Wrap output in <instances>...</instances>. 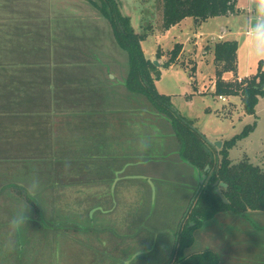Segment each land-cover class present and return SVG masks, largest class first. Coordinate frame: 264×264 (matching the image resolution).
I'll return each mask as SVG.
<instances>
[{"label": "crops", "instance_id": "crops-1", "mask_svg": "<svg viewBox=\"0 0 264 264\" xmlns=\"http://www.w3.org/2000/svg\"><path fill=\"white\" fill-rule=\"evenodd\" d=\"M108 22L90 0H23L20 8L0 9V162L4 167L0 192L13 188L24 192L20 184L36 176L41 184L39 193L50 197L80 194V207L86 209L89 222L101 214L115 215L122 202L127 210L130 204L134 207V194L145 195L146 206L152 208L161 195L166 201L176 200L180 211L174 226L178 228L198 190L199 175L181 158L169 120L145 97L128 90V54L122 57L115 36L116 44L104 49L106 32L113 35ZM183 51L184 46L176 63L187 67ZM239 53L240 47L237 58ZM191 67H196L194 60ZM233 76H239V65L223 78ZM212 85L216 87V77ZM4 162L17 164L14 169ZM169 163L182 172L175 176L178 189L166 188L163 183L162 167ZM14 176L16 179H10ZM33 203L38 204L36 200ZM45 203L48 208H59L56 200ZM128 213L119 215L126 216L127 230L134 222L133 214L128 220ZM220 214L214 219L225 215L228 226L237 218L239 229L229 234L226 228L222 233L213 223L207 249L215 251L222 264L251 263L253 256L246 252L254 251L256 237L260 264H264V212L234 214L237 217L230 212ZM31 220L21 231L26 241L57 240L56 233L40 232L42 224ZM82 229V233L92 230ZM144 233L152 232L142 229L129 236L143 239L132 255L163 251L157 246L160 232L148 237ZM0 237L12 241L17 233L6 231Z\"/></svg>", "mask_w": 264, "mask_h": 264}, {"label": "rangeland", "instance_id": "rangeland-1", "mask_svg": "<svg viewBox=\"0 0 264 264\" xmlns=\"http://www.w3.org/2000/svg\"><path fill=\"white\" fill-rule=\"evenodd\" d=\"M118 1L121 12L131 18L134 31L139 34H147L142 42L145 55L153 62L158 61V67L162 71L161 78L156 81L158 92L171 96L174 109L187 120L192 121L193 126L212 143H224L231 140L241 134L247 126L256 124L255 129L247 137L239 140L230 151V158L234 163H237L248 157L253 164L264 168V97L259 99L255 113L250 114L245 111L240 96H226L227 102H223L218 95H214L215 87L212 85L217 75L214 53L217 42L228 40L238 42L240 53L237 58V66L239 65V76L242 78L253 76L260 65V61L258 62L251 55L249 44L243 39L241 31V27L249 17V8L245 0L237 1L235 7L237 12L231 15L211 17L201 24L196 23L194 18L188 17L168 30L163 27L161 0ZM22 3L23 0H0V9L20 8ZM113 36L114 33L112 35L106 32L105 50L116 44ZM177 43L183 44V55L189 64L186 67L182 62H177L168 67H161L168 57L165 55L158 59L156 57L158 50L161 48L167 54ZM119 51L122 57L128 54L123 49H119ZM193 60L196 65L194 70L191 67ZM261 61L263 65L264 60ZM169 148L170 151L174 149L173 144ZM3 164H9V167L14 166L15 169L17 163L4 162ZM1 165L0 162V172L4 168H1ZM176 169L178 167L175 168L173 163L162 167L165 174L163 183L166 188L178 189L179 182L175 176L182 172L179 173ZM10 179H16V176ZM174 196L176 197V195ZM32 199L41 206L30 202L26 193L17 188L0 192V234L6 231L10 232L9 220L22 204H27L28 217L35 220L36 223L42 224L39 231L56 233L57 240H37L34 244L33 241L25 240L24 232H19L16 240H0V250L3 251L0 252V264H160L167 259V251L168 255L171 254L175 243V234L178 228H175L174 221L180 210L176 200L175 202L168 199L166 201L161 195L155 200L156 204L154 203L153 206H155L152 208L146 206L145 195L134 194V207L131 208L130 204V208L127 210L122 202L115 211V215L106 217L101 214L99 218L90 219V222L86 218V209L82 210L80 207V194L60 193L55 197H50L48 193L42 192ZM51 200H56L57 207H59L57 210L47 207L45 201ZM127 211L130 212L128 220L132 214L134 220L129 230H127L126 216L123 217ZM234 214L233 216H236ZM117 215L123 216L116 217ZM224 216H221L223 219L215 220L216 218H213L206 221L200 229L196 230L194 233L195 243L187 250V253H197L209 247V234L212 231L213 223L217 224L216 229L222 233L226 231V228H228L229 234H233V231L237 233L239 229L236 223L237 218H234L226 226L228 221ZM97 220H99L98 224ZM60 221L62 223L58 224L57 222ZM30 222L32 220L27 221V224ZM250 224L256 226L253 222ZM86 227L92 230L82 233L84 230L82 228ZM25 228L28 227L25 226L23 229ZM142 229L152 232L144 233L147 237L157 231L160 232L161 241L157 242V246L161 247L163 251L145 255L142 251L141 255H132V251L134 252L135 248L143 244V239H131L129 236ZM242 229L241 227V231ZM248 229L260 234V231L255 230L256 228L251 229L249 225ZM162 240L167 241L169 249ZM254 240L252 247L254 251L246 252V256H253L250 259L252 262L247 263L239 260V263L236 261L234 264H260V256L258 257L260 241L256 237ZM247 244L250 245L249 242ZM5 245H8L9 250L5 251Z\"/></svg>", "mask_w": 264, "mask_h": 264}, {"label": "trees", "instance_id": "trees-1", "mask_svg": "<svg viewBox=\"0 0 264 264\" xmlns=\"http://www.w3.org/2000/svg\"><path fill=\"white\" fill-rule=\"evenodd\" d=\"M237 1L161 0L163 27L168 30L188 17L201 24L211 17L231 15L236 12ZM90 2L110 22L116 41L128 53L129 72L126 80L128 90L145 97L158 114L169 120L179 142L183 161L197 171L200 179L202 174H206L205 183L201 187L199 184L196 199L188 208V213L176 231L170 256L160 264H222L218 254L213 250L206 249L197 253H187V250L195 243V231L220 213L246 215L249 212H264V168L253 164L248 157L237 163L230 158V150L239 140L247 137L255 129L256 124L247 126L241 134L225 141L221 149L207 144L198 129L193 126V122L174 109L172 97L158 92L156 81L161 78L162 71L145 55L142 41L147 34L134 31L131 18L121 12L118 0ZM238 47L237 41H220L215 44L217 75L214 95L240 96L245 111L254 114L259 99L264 97L262 62L257 73L246 78L243 83L223 78L225 72L236 71ZM182 50L181 43L175 44L167 54L160 48L157 58L165 55L168 57L161 67L176 63ZM207 165H210L209 171H206ZM222 183L226 186H222ZM221 194L228 203L224 202ZM26 197L30 202H34L31 197L27 195Z\"/></svg>", "mask_w": 264, "mask_h": 264}, {"label": "clouds", "instance_id": "clouds-1", "mask_svg": "<svg viewBox=\"0 0 264 264\" xmlns=\"http://www.w3.org/2000/svg\"><path fill=\"white\" fill-rule=\"evenodd\" d=\"M245 3L252 10V15L241 27V31L243 32V39L249 44L251 55L259 62L264 60V0H245ZM40 187V180L36 176H32L20 184V188L32 198L38 195ZM27 208V204H22L9 220L11 233H19L27 225L29 219ZM7 250H9L8 245H5V251Z\"/></svg>", "mask_w": 264, "mask_h": 264}, {"label": "water", "instance_id": "water-1", "mask_svg": "<svg viewBox=\"0 0 264 264\" xmlns=\"http://www.w3.org/2000/svg\"><path fill=\"white\" fill-rule=\"evenodd\" d=\"M154 64L156 65V66H159V62L158 61H154ZM200 133V132H199ZM201 134V133H200ZM202 135V134H201ZM203 136V138L205 139V141H206V143L207 144H209V145H213L215 148H222V146H223V143L222 142H216V143H212V142H210L208 139H206L205 138V136L204 135H202ZM209 150V149H208ZM210 151V150H209ZM210 154H211V157L213 158L214 156H213V154L210 152ZM210 170V165H207L206 166V171H209ZM205 180H206V174H202V176H201V179L199 180V183H200V187L205 183ZM216 185H218V183H216ZM222 186H226V184L225 183H222L221 184ZM221 196H222V198L224 199V202L225 203H228V201H227V199L226 198H224V196L221 194ZM195 199H196V196L192 199V201H191V205L194 203V201H195ZM191 205H190V207H191ZM189 211V210H188ZM188 213V212H187ZM194 224H191V226H193Z\"/></svg>", "mask_w": 264, "mask_h": 264}, {"label": "built area", "instance_id": "built-area-1", "mask_svg": "<svg viewBox=\"0 0 264 264\" xmlns=\"http://www.w3.org/2000/svg\"><path fill=\"white\" fill-rule=\"evenodd\" d=\"M249 78V77H248ZM227 81H234V82H238V83H243L245 81L244 78H242L241 76H237V77H232L230 79H227ZM216 90V87H215ZM220 100H222L223 102L227 101V97L223 96V95H219L218 96Z\"/></svg>", "mask_w": 264, "mask_h": 264}]
</instances>
